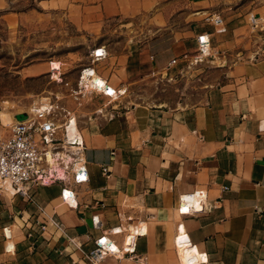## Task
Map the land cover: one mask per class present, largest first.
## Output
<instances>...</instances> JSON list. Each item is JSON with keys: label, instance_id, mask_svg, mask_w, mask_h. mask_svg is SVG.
<instances>
[{"label": "crops", "instance_id": "obj_1", "mask_svg": "<svg viewBox=\"0 0 264 264\" xmlns=\"http://www.w3.org/2000/svg\"><path fill=\"white\" fill-rule=\"evenodd\" d=\"M70 1L74 24L93 35L105 16L146 23L135 22L129 40L120 27L117 42L69 52L56 87L77 88L91 67L124 93L66 97L87 145L90 181L71 186L77 208L62 202L58 184L29 196L1 189L0 264H92L85 254L104 234L121 250L100 264H264V47L236 51L240 39L228 19L222 32L209 20L188 25L196 14L179 0ZM179 12L187 13L185 24L172 20ZM202 34L214 50L192 69L182 55L196 54ZM99 47L108 55L93 58ZM153 87L161 91L150 93ZM7 114L5 122L0 113L4 125L15 119ZM196 191L206 195L204 207L181 214V195ZM117 226L124 232L113 234ZM138 231L134 252L124 253Z\"/></svg>", "mask_w": 264, "mask_h": 264}, {"label": "rangeland", "instance_id": "obj_2", "mask_svg": "<svg viewBox=\"0 0 264 264\" xmlns=\"http://www.w3.org/2000/svg\"><path fill=\"white\" fill-rule=\"evenodd\" d=\"M179 1H183L184 5L191 3L192 8L188 10L192 9L190 12L196 14L188 16V25L196 21L193 25L199 23L205 26L209 24L207 18L215 15L231 20L230 28L236 29L232 36L240 39L236 43V51L255 52L264 47V0ZM72 4L70 0H0V113L6 111L15 116L20 112H28L52 91L64 96L69 92L68 88L56 87L63 80L58 82L50 76L52 61L54 69H59L62 63L63 77L69 52L82 56L94 43L117 42L124 38L120 34V27L128 31L126 36L129 40L132 38L130 34L135 32L133 26L137 23L143 29L146 23V17L131 20L128 17L105 16L102 17L107 22L105 28L93 35L74 24L75 13L70 10ZM181 13H176L172 18L178 25L186 23L184 18H187V13L185 16ZM57 71L55 77L61 79ZM160 91V87H153L150 93ZM24 117L19 115L17 118ZM2 128L0 120V131ZM59 188L61 190V184Z\"/></svg>", "mask_w": 264, "mask_h": 264}, {"label": "built area", "instance_id": "obj_3", "mask_svg": "<svg viewBox=\"0 0 264 264\" xmlns=\"http://www.w3.org/2000/svg\"><path fill=\"white\" fill-rule=\"evenodd\" d=\"M216 17V19H214ZM219 19V21L217 20ZM213 24L217 32L226 30L223 18L218 15L207 18ZM221 23V24H219ZM208 36L206 39L205 37ZM198 50L196 54L184 53L182 58L187 61V66L198 69L206 58L212 56L213 42L209 34H202L197 37ZM93 58L106 57L108 52L105 48L99 47L92 51ZM60 62V61H59ZM61 63V62H60ZM178 64V58L170 61L169 66ZM50 76L58 82L61 77L62 63L59 69L53 68V61L50 63ZM61 79L55 77V71ZM97 76L99 79L97 80ZM91 67H85L81 71L78 87L70 89L67 94H58L52 91L51 94L34 104L29 116L25 120L14 119L12 123L2 124L0 131V190L7 189L12 193L29 196L33 189L41 186L61 184V200L71 208L79 206L78 193L72 185L81 186L90 181L88 162L86 159L87 145L84 136L79 128L75 109L70 108L64 100L67 96L76 101L86 94L95 93L116 98L122 94L117 90L115 96L110 93L112 86ZM103 82V83H102ZM69 94V95H68ZM106 174L108 167L103 166ZM205 194L196 191L193 194H185L180 197L179 212L189 214L197 208H203ZM48 223H52L60 230L62 224L53 216L48 217ZM94 227L100 228L102 221L99 214L92 216ZM47 223H42L45 229ZM130 229V225L127 227ZM124 227L117 226L111 229L113 234L123 233ZM134 241L122 248L124 253H133ZM131 237V235H130ZM179 237V236H178ZM75 242V239H71ZM78 248L82 250V245ZM121 248L115 243L109 234H104L95 240V246L87 252L86 258L92 264H100L108 255L120 253ZM75 264V263H73Z\"/></svg>", "mask_w": 264, "mask_h": 264}, {"label": "bare ground", "instance_id": "obj_4", "mask_svg": "<svg viewBox=\"0 0 264 264\" xmlns=\"http://www.w3.org/2000/svg\"><path fill=\"white\" fill-rule=\"evenodd\" d=\"M96 77V79L98 80L99 78L97 77V76H95ZM100 80H102V79H100ZM103 83V82H102ZM110 93L113 95V96H115L117 93H119L118 91H116V88L115 87H112V89L110 90ZM33 108V107H32ZM31 111V110H30ZM30 111H28V115H29V113H30ZM2 117H3V119H4V121L5 122H7L8 121V114H7V112L6 111H2Z\"/></svg>", "mask_w": 264, "mask_h": 264}, {"label": "water", "instance_id": "obj_5", "mask_svg": "<svg viewBox=\"0 0 264 264\" xmlns=\"http://www.w3.org/2000/svg\"><path fill=\"white\" fill-rule=\"evenodd\" d=\"M19 115H24L25 117L22 118V119H19V118H17ZM28 116H29V115H28V112L24 111V112H20V113L15 114V119L22 121V120L27 119Z\"/></svg>", "mask_w": 264, "mask_h": 264}]
</instances>
